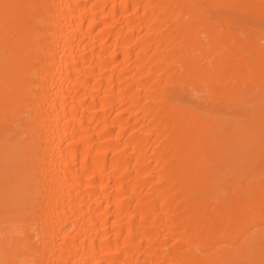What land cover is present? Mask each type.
I'll list each match as a JSON object with an SVG mask.
<instances>
[{"label": "bare ground", "instance_id": "1", "mask_svg": "<svg viewBox=\"0 0 264 264\" xmlns=\"http://www.w3.org/2000/svg\"><path fill=\"white\" fill-rule=\"evenodd\" d=\"M0 264H264V0H0Z\"/></svg>", "mask_w": 264, "mask_h": 264}, {"label": "rangeland", "instance_id": "2", "mask_svg": "<svg viewBox=\"0 0 264 264\" xmlns=\"http://www.w3.org/2000/svg\"><path fill=\"white\" fill-rule=\"evenodd\" d=\"M246 87V86H245ZM244 88V87H243ZM245 89H248V87H246V88H244V90L243 91H246V92H248V91H250V93L252 94V93H254V89H255V86L254 85H251V87L248 89V90H245ZM249 93V92H248ZM249 93V94H250ZM250 94V95H251ZM1 263H3V262H1Z\"/></svg>", "mask_w": 264, "mask_h": 264}]
</instances>
